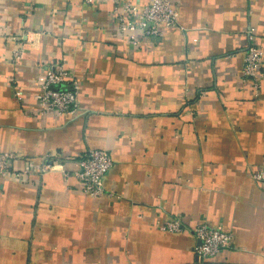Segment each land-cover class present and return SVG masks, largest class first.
Here are the masks:
<instances>
[{"label":"crops","instance_id":"0c3cea01","mask_svg":"<svg viewBox=\"0 0 264 264\" xmlns=\"http://www.w3.org/2000/svg\"><path fill=\"white\" fill-rule=\"evenodd\" d=\"M176 2L180 29L133 48L115 0H0V154L15 156L0 176V264H264V185L250 177L264 76L257 93L241 77L249 37L264 50V0ZM56 63L82 109L41 118L35 81ZM89 149L113 160L97 199L76 177ZM175 219L180 233L159 229ZM200 224L232 247L198 260Z\"/></svg>","mask_w":264,"mask_h":264},{"label":"built area","instance_id":"2783aa9c","mask_svg":"<svg viewBox=\"0 0 264 264\" xmlns=\"http://www.w3.org/2000/svg\"><path fill=\"white\" fill-rule=\"evenodd\" d=\"M92 0H86L90 3ZM179 11L176 0H115L112 11V24L115 33L124 37L128 43L137 48L143 40L159 38L167 30L180 29ZM244 57L241 77L250 83L255 93L261 88L264 76V50L253 43ZM22 49L13 53V60L19 61ZM36 93L33 96L38 117L47 115L76 116L81 111L78 86L74 76L64 65H50L39 74L35 81ZM15 96L22 100V93L16 91ZM15 156L10 153L0 154V176H9L8 170ZM76 177L82 191L91 198H101L105 194L104 178L113 167L111 155L105 151L89 149L77 160ZM48 170L47 166L43 167ZM24 174H28L26 170ZM250 177L264 185V163L262 167L250 172ZM161 231L180 233L182 226L179 220H169L159 225ZM197 245L194 251L198 260L204 261L217 257L222 251L232 247L233 236L221 228L200 224L194 229Z\"/></svg>","mask_w":264,"mask_h":264}]
</instances>
